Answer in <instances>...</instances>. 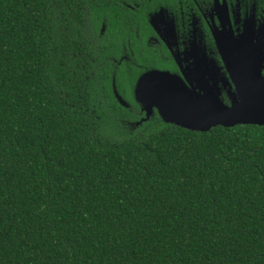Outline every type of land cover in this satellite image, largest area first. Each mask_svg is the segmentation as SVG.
<instances>
[{"label":"trees","instance_id":"obj_1","mask_svg":"<svg viewBox=\"0 0 264 264\" xmlns=\"http://www.w3.org/2000/svg\"><path fill=\"white\" fill-rule=\"evenodd\" d=\"M84 2L0 0V264H264V127L131 135Z\"/></svg>","mask_w":264,"mask_h":264},{"label":"flooded vegetation","instance_id":"obj_2","mask_svg":"<svg viewBox=\"0 0 264 264\" xmlns=\"http://www.w3.org/2000/svg\"><path fill=\"white\" fill-rule=\"evenodd\" d=\"M92 1L84 2L80 12L85 42L113 84L117 77L124 82L122 92L113 84L111 92L126 113L120 122L131 135L158 115L152 108L145 120L146 112L135 100L142 75L168 73L197 95L214 80L228 104L230 45L245 46L248 59L264 66V0Z\"/></svg>","mask_w":264,"mask_h":264},{"label":"water","instance_id":"obj_3","mask_svg":"<svg viewBox=\"0 0 264 264\" xmlns=\"http://www.w3.org/2000/svg\"><path fill=\"white\" fill-rule=\"evenodd\" d=\"M216 41L222 54V42L219 37ZM247 52L245 46L235 43L229 47L226 60L231 84L228 104L220 97L214 80L212 86L204 87V94L197 95L168 73L155 71L142 75L136 82L134 94L146 112L145 120L152 108H156L164 123L190 131L208 132L218 126L264 127V66L260 61L248 59Z\"/></svg>","mask_w":264,"mask_h":264}]
</instances>
